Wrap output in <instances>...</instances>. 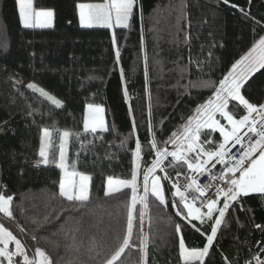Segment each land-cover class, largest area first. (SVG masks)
<instances>
[{
    "label": "trees",
    "instance_id": "16d2710c",
    "mask_svg": "<svg viewBox=\"0 0 264 264\" xmlns=\"http://www.w3.org/2000/svg\"><path fill=\"white\" fill-rule=\"evenodd\" d=\"M103 2L34 0L36 7L54 10V25L46 29H25L15 0H0V65L6 68L0 69V184L6 185V193L15 197L16 216V221H7L6 226L33 248H45L54 257L59 253L57 264H100L113 245L112 237L123 234L131 190L123 189L111 196H105L104 192L109 175L130 178L131 150L135 142L130 131L133 117L138 125V136L145 145L144 159L150 161L148 120L151 119L158 133L157 139H166L196 104L211 94L207 88L189 86L198 78L201 84L222 78L232 63L264 35V27H261L264 0H252L250 8L247 0H230L249 10L254 19L245 18L220 0H138L127 29L81 27L77 4ZM256 20L261 24H256ZM117 50L119 64L116 63ZM262 73L264 70L249 81L251 87L246 85V92L242 89L252 102H264ZM10 76L19 83L14 86ZM23 79L60 99L64 108L55 109L28 89ZM88 103L105 108L109 128L108 132L100 134L103 139L95 134L90 158L82 151L83 119ZM30 111L32 115H28ZM53 114L58 115L61 131L81 133L79 139L71 136L68 145L70 169L75 163L76 171L91 176L89 200L78 209L69 208L71 202L58 195L62 175L59 168L34 166L40 159V123ZM56 136L50 152L58 158ZM126 137L129 138L127 146H121V140ZM109 155L114 158L109 159ZM169 173L175 178L174 171L169 169ZM140 183L142 185V175ZM170 188L171 182H165L167 207L149 196L148 226L145 228L144 221L142 225L143 235L144 229L148 231L147 236L144 235L147 264H182L178 249L181 235L190 248L201 247L203 243V238L175 215ZM244 201L249 211L240 212L237 208L231 213L230 210L228 226H222L218 242L205 264H224L221 252L232 264H245L252 253L259 252L257 242L264 241V233L254 225H264V202L256 194L245 197ZM141 211L143 207L138 203L134 211V240L140 233ZM45 216L47 221H44ZM57 216L60 219H56ZM235 216L239 217V225ZM17 223L25 228L27 235L18 232ZM176 223L182 225V233H175ZM65 233L75 235L79 252L65 247L72 243ZM33 234L37 236L36 241L31 239ZM93 240L101 256L89 261L88 248ZM54 242H59L58 249ZM136 245L126 249L121 257L123 264H139L138 240ZM260 246L264 247V243Z\"/></svg>",
    "mask_w": 264,
    "mask_h": 264
},
{
    "label": "snow or ice",
    "instance_id": "6c2138e0",
    "mask_svg": "<svg viewBox=\"0 0 264 264\" xmlns=\"http://www.w3.org/2000/svg\"><path fill=\"white\" fill-rule=\"evenodd\" d=\"M221 3L239 11L242 16L254 19L249 10L230 0H220ZM250 8L252 0H247ZM18 9L19 20L25 29H46L53 27L54 10L38 8L34 0H15ZM138 0H104L103 3H78L79 23L81 27L93 26L129 28L134 15V8ZM183 5L180 6L183 15ZM142 12V10H141ZM142 18V16H141ZM256 24H261L259 20ZM264 27V25H261ZM187 42V37L185 38ZM116 40L113 38V44ZM212 53L209 52V56ZM116 63L119 64L120 52L115 53ZM192 61H190L191 63ZM264 70V35L255 40L252 47L238 60L232 63L230 69L217 81L201 84L198 78L194 85L189 87H203L210 90V95L191 110L190 114L183 118V122L163 141L157 139L151 119L147 122V154L150 161L145 160V145L138 136V125L133 117L131 133L135 137L132 152L130 178L107 177L105 196L121 192L123 189L131 190V203L127 214L126 228L123 234L112 237L113 245L108 254L103 257L100 264H123L121 257L126 249L136 247L141 254L139 264H147V244L143 235V221L145 213L139 214L140 233L134 240V211L139 203L144 209L148 208L149 196L154 197L160 205L168 206L165 195V182H171L172 203L175 215L180 217L186 226L203 238L201 247H188L183 235L178 242L179 257L182 264H205L210 252L214 250L218 242V234L221 228L228 226L227 217L235 213L249 211L245 208L244 198L250 194H256L264 202V102H252L242 93L246 92V85L251 87L249 81ZM186 71V66L181 71V76ZM264 74V73H262ZM123 71L121 77L123 78ZM145 81L148 80L147 56H145ZM13 80L14 86L19 83ZM33 93L38 94L48 101L55 109H63V102L50 95L36 83L26 85ZM190 94V93H189ZM125 99L127 91L125 90ZM104 109L96 104L88 103L83 119V132L100 135L108 132L103 118ZM131 114V109H129ZM28 115H32L30 111ZM4 123H7L5 121ZM35 123V121H33ZM59 135V156L50 152L53 143V134ZM218 133V137L214 134ZM75 135L80 138L81 133H73L70 130L44 127L39 143V160L35 167L41 165H54L61 170L58 182L59 197L64 198L69 208H79L86 205L89 200V182L91 176L75 170V163L69 167L66 145L69 137ZM126 137L121 140V146H127ZM91 143V141H87ZM83 148V145H82ZM79 155V154H78ZM109 159L114 158L109 155ZM219 166V168L217 167ZM169 169L175 172V178L169 173ZM162 174V175H161ZM142 175V185L140 177ZM207 177V183L201 184L200 180ZM182 180V182H181ZM7 186L0 184V264H57L54 257L45 248L32 247L12 229L6 226L7 221L15 222L14 195L6 193ZM142 189V191H141ZM174 190V191H173ZM56 219H60L59 216ZM48 217H44L47 221ZM239 225V217L235 216ZM37 223V221H33ZM242 226V225H241ZM39 227V224H38ZM255 229L264 233V225L255 224ZM19 233L27 235L25 228L17 223ZM38 230V229H37ZM175 233H182V225L175 224ZM72 243L65 247L71 251L79 252L74 234L65 233ZM33 241L37 236H31ZM264 241L257 242L258 253H252L251 258L245 264H264V247L260 245ZM55 249L60 247L59 242H54ZM11 246V247H10ZM89 261H95L101 256V252L93 240L88 248ZM95 253V255H91ZM224 264H232V261L221 252Z\"/></svg>",
    "mask_w": 264,
    "mask_h": 264
},
{
    "label": "crops",
    "instance_id": "0c3cea01",
    "mask_svg": "<svg viewBox=\"0 0 264 264\" xmlns=\"http://www.w3.org/2000/svg\"><path fill=\"white\" fill-rule=\"evenodd\" d=\"M53 25H54V19H53ZM112 28V27H110ZM102 107V106H101ZM104 109L102 115H103V118H104V121H105V125L107 127V122H106V111H105V108L102 107ZM86 109H87V106H86ZM86 109H85V112H86ZM40 126L41 128L43 129L44 127H49V128H52L53 126L57 129H59V118H58V115L57 114H53L52 116H50L49 118L45 119L44 121H42L40 123ZM55 132L53 134V143L55 141ZM57 138V142L59 144V135L56 136ZM94 138H95V134H91V133H83V137H82V145H83V148H82V151L83 153L86 154V156L88 158H90V156L92 155L93 153V145H94ZM69 141H70V137H69V140H68V143L66 145V155H67V159H68V145H69ZM87 141H91V143H87ZM52 143V145H53ZM52 147V146H51ZM51 149V148H50ZM49 149V150H50ZM71 170V169H70ZM79 172V171H78ZM82 173V172H81ZM85 174V173H83ZM88 175V174H86ZM89 195H90V182H89ZM252 195V194H250ZM147 227V220H146V226Z\"/></svg>",
    "mask_w": 264,
    "mask_h": 264
},
{
    "label": "rangeland",
    "instance_id": "374dc122",
    "mask_svg": "<svg viewBox=\"0 0 264 264\" xmlns=\"http://www.w3.org/2000/svg\"><path fill=\"white\" fill-rule=\"evenodd\" d=\"M113 25L115 26V24H114V21H113ZM113 26V27H114ZM0 69L1 70H6V68L3 66V65H0ZM23 83L25 84V85H27L28 83H32V82H30L29 80H27V79H23ZM149 204V203H148ZM143 212L145 213V215H144V226H146V220H148V208L147 209H144L143 208ZM147 226H148V223H147ZM146 228V227H145ZM147 233H148V231H145V229H144V235L145 236H147ZM11 247V246H10Z\"/></svg>",
    "mask_w": 264,
    "mask_h": 264
},
{
    "label": "built area",
    "instance_id": "2783aa9c",
    "mask_svg": "<svg viewBox=\"0 0 264 264\" xmlns=\"http://www.w3.org/2000/svg\"><path fill=\"white\" fill-rule=\"evenodd\" d=\"M218 168H219V166H217ZM181 182H182V180H181ZM208 181H207V177H205V178H202L201 180H200V183L201 184H204V183H207Z\"/></svg>",
    "mask_w": 264,
    "mask_h": 264
}]
</instances>
